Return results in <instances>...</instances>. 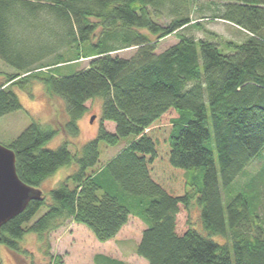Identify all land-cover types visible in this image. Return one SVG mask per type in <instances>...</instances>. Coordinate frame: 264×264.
I'll return each instance as SVG.
<instances>
[{
	"label": "trees",
	"instance_id": "16d2710c",
	"mask_svg": "<svg viewBox=\"0 0 264 264\" xmlns=\"http://www.w3.org/2000/svg\"><path fill=\"white\" fill-rule=\"evenodd\" d=\"M226 1L220 18L249 32L245 42L225 41L230 52L180 32L192 20L175 0L167 13V0H0V60L14 71L0 83V117L23 109L14 89L35 82L61 96L69 115L59 125L68 139L57 148L45 143L59 129L36 121L8 146L17 173L40 188L59 168L75 165L50 200H32L3 225L1 244L27 254L19 244L26 234L44 239L69 221L106 242L134 216L146 225L136 252L148 264H264V166L226 206L221 195V185L245 176L264 149V1ZM35 32L47 38L23 44ZM172 34L179 40L158 51ZM127 48L136 53L116 55ZM82 58H91L85 69L57 72ZM95 97L104 100L98 134L73 154L68 140L79 135L78 121ZM170 110L179 116L163 123ZM104 121L115 123L114 133ZM127 137L115 157L93 169L100 142L114 146ZM193 200L209 236L177 232L178 214ZM47 254L45 264H63L61 255ZM94 264L126 263L97 254Z\"/></svg>",
	"mask_w": 264,
	"mask_h": 264
},
{
	"label": "rangeland",
	"instance_id": "374dc122",
	"mask_svg": "<svg viewBox=\"0 0 264 264\" xmlns=\"http://www.w3.org/2000/svg\"><path fill=\"white\" fill-rule=\"evenodd\" d=\"M183 5V8L189 13L192 22L185 29L181 30L183 34L192 36L196 39L204 38L214 41L225 51L231 50L224 45L225 41L232 40L237 43L245 42L249 38V34L243 28L223 20L220 18L224 11L226 0H175ZM174 0H167L169 5L163 8L167 13V9L171 7ZM169 14V13H168ZM168 16V17H167ZM165 16L164 20L170 21L169 15ZM37 32L23 37V44L27 46L34 45L39 40L43 42L47 38L42 37L37 39ZM179 40L177 34H172L164 38L158 47V51H163ZM86 45H83L85 47ZM136 53V48H127L116 52V55L121 57H132ZM76 54V53H75ZM72 59H74L71 53ZM76 57V56H75ZM91 58H82L76 64L73 63L70 67H64L57 71L59 74H66L68 69L81 70L88 67ZM73 62V61H72ZM7 64L0 60V83L4 81L6 74L13 73ZM23 109L5 116L0 117V143L9 146L33 121L41 125L50 124L59 129V133L50 141L45 143L48 149H55L65 142L68 138L60 130L59 125L69 121L67 106L65 100L58 95H50L48 89L43 83L35 82L30 85L28 90L15 88ZM32 93L33 95H30ZM33 96V97H32ZM103 98L95 97L89 100L87 110L79 119L78 125L80 133L75 138H70L69 150L73 154L81 152L83 145L94 139L99 131L102 123ZM95 116L94 120L92 117ZM176 110H170L162 117L163 123H168L173 118L178 117ZM105 128L110 132H115V123L112 121L103 122ZM213 136V131H212ZM130 137L123 138L117 145L111 146L105 142H100V159L94 170L104 166L113 157H115L127 144ZM213 144V143H212ZM213 150L216 154L213 144ZM260 157V156H259ZM264 166V149L260 158L255 159L249 166L245 176L238 177L236 181L228 188H223L221 185V195L223 204L226 206L230 197L235 196L246 184L250 177L260 172ZM91 169V170H93ZM75 170V165H67L59 168L57 172L48 177L41 185L44 197L50 200V191L56 188L60 182L64 181ZM199 177L200 172L197 171ZM194 174V171H189L187 176ZM263 174V173H261ZM201 180V179H199ZM47 205H43L37 214L33 217L32 222L37 220L45 211ZM260 215L264 214V210L259 211ZM177 232L184 233L188 228L197 230L204 236H209L204 229L200 220V206L196 200L188 208H181L177 219ZM144 222L138 217L132 216L119 234L112 240L106 242L98 241L93 233L84 225L76 224L69 221L64 227L52 232L50 235L39 238L36 233L30 232L19 240L20 246L27 254H15L5 245L0 243V264H30L48 263L51 261L50 255H61L63 264H94V257L97 254H106L111 257L123 260L126 264H148V262L140 257L136 250L141 239L142 231L145 228ZM212 239L218 243H226L227 239L214 235ZM49 246V248H48Z\"/></svg>",
	"mask_w": 264,
	"mask_h": 264
},
{
	"label": "water",
	"instance_id": "95a60500",
	"mask_svg": "<svg viewBox=\"0 0 264 264\" xmlns=\"http://www.w3.org/2000/svg\"><path fill=\"white\" fill-rule=\"evenodd\" d=\"M43 198L40 188L32 187L20 179L15 152L0 143V242L3 225L22 213L32 200Z\"/></svg>",
	"mask_w": 264,
	"mask_h": 264
},
{
	"label": "flooded vegetation",
	"instance_id": "af4514ba",
	"mask_svg": "<svg viewBox=\"0 0 264 264\" xmlns=\"http://www.w3.org/2000/svg\"><path fill=\"white\" fill-rule=\"evenodd\" d=\"M264 1V0H263ZM260 6H264V2H262V4H260Z\"/></svg>",
	"mask_w": 264,
	"mask_h": 264
},
{
	"label": "crops",
	"instance_id": "0c3cea01",
	"mask_svg": "<svg viewBox=\"0 0 264 264\" xmlns=\"http://www.w3.org/2000/svg\"><path fill=\"white\" fill-rule=\"evenodd\" d=\"M244 31H246V30H244ZM246 33H248V34H249V32H248V31H246Z\"/></svg>",
	"mask_w": 264,
	"mask_h": 264
}]
</instances>
